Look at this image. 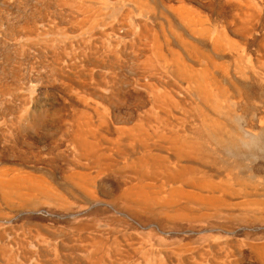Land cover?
I'll return each mask as SVG.
<instances>
[{
    "label": "rangeland",
    "instance_id": "rangeland-1",
    "mask_svg": "<svg viewBox=\"0 0 264 264\" xmlns=\"http://www.w3.org/2000/svg\"><path fill=\"white\" fill-rule=\"evenodd\" d=\"M0 264H264V0H0Z\"/></svg>",
    "mask_w": 264,
    "mask_h": 264
},
{
    "label": "bare ground",
    "instance_id": "bare-ground-1",
    "mask_svg": "<svg viewBox=\"0 0 264 264\" xmlns=\"http://www.w3.org/2000/svg\"><path fill=\"white\" fill-rule=\"evenodd\" d=\"M216 127V126H215ZM209 128V126H208ZM217 128V127H216ZM204 129V128H203ZM81 130V129H80ZM220 130V129H219ZM196 131V130H195ZM205 131V130H204ZM214 131V130H213ZM211 131V132H213ZM82 132V130H81ZM79 133V132H78ZM87 133V132H86ZM201 133H202V128L198 131V136L200 135L201 136ZM210 133V132H209ZM213 133H216L215 131ZM204 134V133H202ZM208 135V134H207ZM207 135H203L204 138L205 136ZM71 136V135H70ZM74 136V135H73ZM198 136L193 139V141L189 140V139H184L181 146L177 147V151H178V159L180 161L182 160H185L186 162H191V161H194L195 163H199V162H202L204 163L205 165L209 166L207 163H210V162H217V158L213 156V154L210 153V155H208L206 152H207V149H208V146H207V143H210L211 145L214 146V152H216L218 149V146L219 145H223V144H228V146H233L235 145V142L236 140L233 139L232 137H227V139H223L219 136H207L208 138V141L206 142L205 140L207 139H203L204 141H202L200 138H198ZM72 137V136H71ZM78 137L75 141L77 144H79L80 146H83V147H86V148H90L92 147V150L91 151H95V145L93 143H91L89 140H86L87 136L85 134H79ZM74 139V138H73ZM176 141V140H174ZM173 142V141H172ZM177 144V143H176ZM178 146V145H177ZM98 147V146H96ZM175 148V147H174ZM97 149V148H96ZM210 149V147H209ZM213 151L210 150V152L213 153ZM209 153V152H208ZM212 158V159H209V158ZM203 159V160H202ZM217 160V161H216ZM199 161V162H198ZM189 163L183 165V169H189L188 172H192V167L193 166H190L188 165ZM198 167V166H197ZM183 170V171H185ZM193 171H196V169H193ZM200 172V171H199ZM207 176V175H206ZM204 174L203 175H200V178L196 179V180H192V182H194L195 184H198V183H206V184H210L211 181L209 179L210 176L206 177ZM193 177V176H192ZM213 183V182H212ZM212 185V184H211ZM199 186V185H198Z\"/></svg>",
    "mask_w": 264,
    "mask_h": 264
}]
</instances>
